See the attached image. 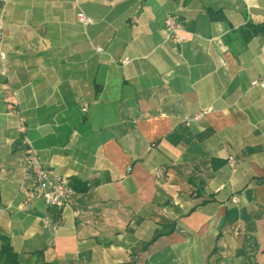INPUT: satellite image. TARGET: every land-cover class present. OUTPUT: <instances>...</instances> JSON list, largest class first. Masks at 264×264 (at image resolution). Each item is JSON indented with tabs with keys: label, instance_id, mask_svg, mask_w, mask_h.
Masks as SVG:
<instances>
[{
	"label": "crops",
	"instance_id": "0c3cea01",
	"mask_svg": "<svg viewBox=\"0 0 264 264\" xmlns=\"http://www.w3.org/2000/svg\"><path fill=\"white\" fill-rule=\"evenodd\" d=\"M168 14L187 42L165 41ZM0 19V233L20 264H264V0H11ZM24 138L74 184L56 231Z\"/></svg>",
	"mask_w": 264,
	"mask_h": 264
},
{
	"label": "built area",
	"instance_id": "2783aa9c",
	"mask_svg": "<svg viewBox=\"0 0 264 264\" xmlns=\"http://www.w3.org/2000/svg\"><path fill=\"white\" fill-rule=\"evenodd\" d=\"M11 0H0L3 4H8ZM79 22L88 26L92 24V19L87 17L83 12L78 14ZM4 39V26L3 21L0 19V58L4 60L6 58V53L2 51ZM165 41L171 43L174 46H179L188 41V36L186 30L183 28L180 20V16L177 14H168L165 20ZM99 52L103 50L97 48ZM124 65L129 64V60L126 59L123 62ZM252 88L264 89V74L250 83ZM86 106L83 111L86 112ZM206 112H201L196 118L201 117ZM18 116V133L23 137L27 134V125L24 120ZM23 144L26 146L25 155V170L26 175L30 178V183L35 197L42 200L46 206V214L44 215L42 222L44 228L49 231H56L59 227V222L57 214L69 208L72 199L74 198L76 191L72 180L67 177L57 173L50 172L44 165L39 151L35 149L30 142L24 138ZM229 165L233 170H235L233 158H229ZM157 176H162L163 170L157 169L155 171ZM236 202V198L233 199Z\"/></svg>",
	"mask_w": 264,
	"mask_h": 264
},
{
	"label": "trees",
	"instance_id": "16d2710c",
	"mask_svg": "<svg viewBox=\"0 0 264 264\" xmlns=\"http://www.w3.org/2000/svg\"><path fill=\"white\" fill-rule=\"evenodd\" d=\"M245 39H249L263 31L256 26H247L242 30ZM0 264H20L19 256L14 252L9 238L0 233Z\"/></svg>",
	"mask_w": 264,
	"mask_h": 264
}]
</instances>
